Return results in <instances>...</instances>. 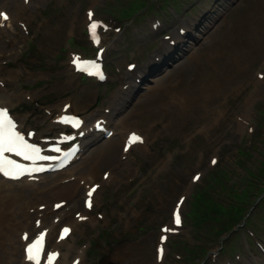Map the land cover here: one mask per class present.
<instances>
[{
    "label": "rangeland",
    "instance_id": "obj_1",
    "mask_svg": "<svg viewBox=\"0 0 264 264\" xmlns=\"http://www.w3.org/2000/svg\"><path fill=\"white\" fill-rule=\"evenodd\" d=\"M129 5L134 6L133 0H30L24 6L17 0V9L3 8L13 21L0 34L2 99L12 103L11 110L26 128L36 130L42 137H56L63 131L54 121L64 104H68L69 113L81 115L86 121L89 135L84 137L86 147L81 158L68 168L69 172L46 177L49 182L62 175L66 176L62 186L77 184L68 176L76 178L84 166H98L90 184L100 188L93 211L86 215L89 220L79 223L66 247H58L66 256L71 249L79 250L84 264H130L131 259L135 264H158L160 228L169 227L172 211L181 198L185 199L180 207L182 219L190 209V197L197 186L205 188L211 184L209 196L226 206L228 190L232 188L235 194L246 190L250 183L247 177L252 176L250 169L256 173L259 161L264 159V0H189L179 12L168 9L160 15L159 11H148L138 21L120 24L108 17L120 14L122 6ZM88 10L110 27L102 35L101 44L107 49L105 65L111 75L106 85L112 86L107 88L82 80L69 65L70 46L73 54L94 56L85 32ZM155 17L162 21L156 32L151 29L158 26ZM249 20L255 21L256 30V45L243 50L246 57L253 55L250 69L246 71L248 63L244 57L239 82L226 76L222 94L211 108L188 111L183 104L185 96L178 95V91L193 85ZM181 28L188 37L176 38V47L167 48L169 41L162 38L173 40ZM165 52L167 60L162 58ZM192 55L197 58L193 65ZM128 63L137 65L136 72H145L133 93L124 96L128 84H134L133 79L138 76L127 72ZM121 84L125 91L120 89ZM17 95L20 98L15 99ZM210 99L199 96V101ZM101 119L113 131V136L105 141L100 133L93 134L94 122ZM257 123L259 127H255L252 138L249 134ZM126 130L140 133L145 140L143 146L127 155L121 152ZM250 143L253 149H248ZM107 145L116 155L112 162L104 163L103 154L90 160L93 150L97 152ZM212 159L219 161L216 169L210 165ZM218 170L227 171L228 177L221 175L222 180L217 179ZM103 174L109 178L102 180ZM195 175L199 181L193 184ZM260 179L264 184V176ZM230 182L235 186L230 187ZM77 187V196L66 201L70 221L74 220V213L83 211L85 186ZM50 199L42 213L47 214L53 202L64 200L60 196ZM255 205L248 208L252 228L258 230L254 241L242 231L244 228L236 230L238 239L234 235L229 244L228 237L204 238L184 223L177 234L166 235L161 264H264V253L256 248L259 245L264 249V209ZM65 224L69 222L59 226ZM224 247L230 250L223 253ZM120 249H126L128 254L125 262L118 260ZM139 254L146 263L134 258Z\"/></svg>",
    "mask_w": 264,
    "mask_h": 264
},
{
    "label": "bare ground",
    "instance_id": "obj_2",
    "mask_svg": "<svg viewBox=\"0 0 264 264\" xmlns=\"http://www.w3.org/2000/svg\"><path fill=\"white\" fill-rule=\"evenodd\" d=\"M20 4H23L21 0ZM0 7H10L15 10L18 8L17 0H13L12 3H6L0 0ZM12 16L10 15L9 20L11 21ZM240 33L238 36L231 38V42L228 46L223 49L219 54H216L213 62L204 73H202L195 83L191 86H187L184 89L178 91V95L185 96L184 97V107L188 111H193L194 109L200 111H206L213 106L215 99L222 94V83L225 81L226 76L233 77L236 82H239L241 77V63L243 58L246 57L244 49L251 47L254 48L256 45L255 41V21H247L244 27L240 28ZM2 30L0 29V32ZM170 52V51H169ZM166 52L163 56H167ZM248 57V58H247ZM246 57L247 60V70L251 67V61L253 59L252 53L248 54ZM190 63L193 65L197 62V58L194 55L191 57ZM172 59V58H170ZM227 59H230L226 62ZM230 62L231 64H228ZM208 64V65H209ZM199 96H210L211 99L208 101H199ZM16 98H20L19 95L15 96ZM9 103V102H8ZM7 102H1L3 106H8ZM12 103H9V105ZM125 105V104H124ZM125 106H123V109ZM188 113V112H187ZM61 117V116H60ZM60 117H57L59 119ZM20 125V124H19ZM18 129L21 130V125L18 126ZM129 134V133H128ZM127 134V135H128ZM39 136L36 135L35 139H38ZM144 143V141H143ZM85 146V144H84ZM138 146L134 145L133 149H137ZM103 154L106 158L103 160L104 163L112 162L116 157L114 153V149L110 146H102L99 151H92V155L90 160L93 161L98 157V155ZM102 161V163H103ZM98 166H84L81 168V172L78 173V177H76L78 184L81 185H89L91 181H94V175L97 173ZM74 176V175H69ZM60 178L53 179L52 181L47 182V178H41L40 180L27 179L21 180L17 183L8 182L0 177V264H32L26 258V254L24 252V246H26L32 239V236L36 234V232L43 231L41 229H45L47 233L46 241L52 238V232L56 229V224L58 222L65 221L68 218V206H65L60 209L57 213H54L53 205L51 206V213L47 214L48 216H44L43 214L38 213V207L40 205H44L47 203L48 198L58 199V196L62 197V201L58 200L55 204H60L63 201L72 200L77 196L78 187L76 183L68 184V185H60L59 182L64 178L63 176H59ZM90 179V180H89ZM39 181H42L39 184ZM86 182V183H85ZM89 188L87 186L86 190ZM80 191V190H79ZM97 195H94V198ZM50 199V200H51ZM36 206L34 214H29L26 212L27 208H31ZM85 212V211H84ZM51 216H54L59 221H55L53 223H49L51 227H48L47 219ZM34 221H37L39 224L38 229L34 227ZM33 224V226H32ZM80 225H77L76 222L70 223L71 233L67 237V239L63 242H59L60 245H66L68 239H72L73 234L79 229ZM27 235L28 239L25 241L22 239L23 236ZM48 239V240H47ZM58 245V244H57ZM126 249L118 250V254L121 257L118 260L125 262L124 258L128 255L125 253ZM51 252H60L57 250V247L53 248ZM46 253V249H45ZM71 255H76L75 260H78V264H83L80 260L79 251L73 249L68 252ZM79 255V256H78ZM134 258H139L143 263L144 258L143 255L139 254L134 256ZM146 259V258H145ZM80 260V261H79ZM128 260V259H127ZM74 262V261H73ZM72 262V264H73ZM40 264H45L44 260L40 261ZM55 264H71V262L67 261L66 256L61 254V257ZM130 264H135L134 260L131 259Z\"/></svg>",
    "mask_w": 264,
    "mask_h": 264
},
{
    "label": "trees",
    "instance_id": "obj_3",
    "mask_svg": "<svg viewBox=\"0 0 264 264\" xmlns=\"http://www.w3.org/2000/svg\"><path fill=\"white\" fill-rule=\"evenodd\" d=\"M159 1L164 7H173L178 3V0ZM261 175L263 177L264 173L262 172ZM261 181V184L258 186H262ZM258 186L252 189H254V191L257 190L259 194L262 195L264 193V188L261 189ZM233 196L234 201L231 200V203L227 206H223L220 203L218 204L216 200L208 197L207 194H197L192 202V210L189 215L193 226L196 229H203L209 233L214 232L215 236L218 238L224 234L231 233L245 218L247 213V207L245 205L248 206V202L250 201V196L247 194V191ZM259 206H261V209H264V199L261 200Z\"/></svg>",
    "mask_w": 264,
    "mask_h": 264
},
{
    "label": "snow or ice",
    "instance_id": "obj_4",
    "mask_svg": "<svg viewBox=\"0 0 264 264\" xmlns=\"http://www.w3.org/2000/svg\"><path fill=\"white\" fill-rule=\"evenodd\" d=\"M92 13H89V17H91ZM0 18L3 20H7L8 16L0 12ZM97 23H93L89 25V30L94 31V29L97 27ZM136 140H139V137H135ZM58 151V149H57ZM5 152H14L16 155H22L24 159H32L33 156L36 158H42V159H51V157H40L39 156V149L35 145L28 144L23 136H21L16 131V125L12 121V119L8 116V113L5 109L0 108V173H3L5 176H9L10 172L5 169V164L11 166L12 168L23 171L20 165L15 164V162L7 160L4 157ZM213 163H215V160H213ZM16 178V177H13ZM199 176L193 177V180H198ZM92 191L90 190L88 192V197L90 198L92 196ZM88 206L90 207V200L88 202ZM57 207H60V205H57ZM176 223L179 224V214L174 213ZM167 230V229H165ZM69 231L68 228L63 229V233H67ZM62 233V237H63ZM44 233L40 234V237H38L36 240H33L30 244L27 245L25 248L26 252V258L32 262V264H40L39 256L42 252V238ZM24 239H28L27 235H25ZM55 253H48V264H51L53 257L55 256Z\"/></svg>",
    "mask_w": 264,
    "mask_h": 264
}]
</instances>
